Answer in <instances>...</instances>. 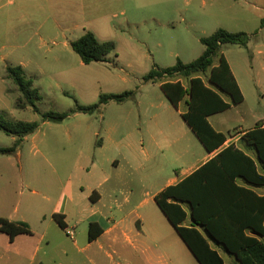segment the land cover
<instances>
[{"label": "rangeland", "instance_id": "rangeland-1", "mask_svg": "<svg viewBox=\"0 0 264 264\" xmlns=\"http://www.w3.org/2000/svg\"><path fill=\"white\" fill-rule=\"evenodd\" d=\"M98 2L99 9L85 10V25L67 33L66 46L64 39L52 36L45 40L43 47H39L38 41H32L27 48L12 50L9 42L0 43V117L10 122L38 123L36 131L24 137L14 153L0 155V199L7 202L3 210L10 217H16L14 209L19 203L22 202L23 205L32 198V190L54 201L60 194V188L68 180L75 184L74 193L79 195L82 202H87L88 182L95 178L93 172L87 174L82 167L83 144L91 132L92 147L95 148L102 134V118H119V130L124 137L130 135L133 146L136 149L143 146L141 149H144L143 154H139L137 158L138 164L144 160L143 169L133 170L131 174L120 169L119 172L110 173V176L127 178L134 183V179L142 178L144 182L155 181L159 187L170 176H174L175 169L183 167V158L178 159L172 153L170 146L173 138L168 133L152 136L148 120L155 114L171 115L170 122L167 120L161 125L166 130L174 118H179L178 121L185 124L178 117V112L186 111V105L183 101L176 110L162 97L157 85L145 83L143 78L153 68L165 69L172 67L177 60L187 64L197 59L204 49L200 39L210 36L217 30V25L235 31H246L252 37L246 48L235 45L222 47V54L232 66L245 93V102L209 121L229 136L234 135L238 128L247 131L258 121L264 120V27L260 22L264 19V14H261V20L257 12L248 7L244 23L240 24L230 17L216 15L215 8L209 3L202 6L199 4L200 0H112L110 4L105 0ZM83 28L100 42L114 44V51L107 57L106 63L84 65L72 51L70 42L84 34ZM5 65H23L25 78L32 81V87L38 90L40 96L35 101L38 112L27 105L23 109L15 105L19 99H23L16 85L6 77ZM128 91L136 92L132 100L124 104L109 103L100 113L71 114L61 123L43 121L41 117L46 112L68 113L75 109L76 104L95 105L101 95ZM95 132L100 136H93ZM15 140V137L0 131V148L12 147ZM238 147L247 148L243 141L239 142ZM157 170L160 174H153ZM253 188L257 193H264V187ZM140 189L145 191L144 187ZM136 194L138 193L134 192L133 196H129L127 205L124 199L128 195L125 192L119 194L118 203L125 204L124 214L109 219L112 222L121 220L123 225L134 232L142 229L145 235L136 245L140 249L141 242L150 245V264H169L160 258L162 250L173 253L174 249L165 248L166 244L172 243L174 238H178L180 242L182 240L156 204L153 201L140 204L142 198ZM53 206L52 202L47 207V213ZM18 210L21 212L22 207L19 206ZM86 217L85 211L69 212L68 230H73L78 235L79 245L87 236L90 222ZM153 227L158 230V234L151 233ZM55 230L56 234H60L58 229ZM64 238L67 237L64 235ZM150 238H155L158 248H153L155 243ZM63 240L70 245L69 239ZM97 243L96 248L101 252L102 258L109 255L118 259L119 255L108 247L105 240ZM222 255L226 264H231L227 254ZM141 257L142 254L137 258L133 256V263L144 264L145 260ZM171 264L198 263L190 253L189 260H179L174 256Z\"/></svg>", "mask_w": 264, "mask_h": 264}, {"label": "trees", "instance_id": "trees-1", "mask_svg": "<svg viewBox=\"0 0 264 264\" xmlns=\"http://www.w3.org/2000/svg\"><path fill=\"white\" fill-rule=\"evenodd\" d=\"M261 26L264 27V19ZM251 37L244 32L218 29L200 39L204 50L197 59L187 64L177 60L165 69L153 68L143 78L145 83L160 84L162 93L176 110L180 102H185L182 120L208 153L215 152L188 176L154 196L156 206L198 264H226L222 253L227 254L231 264H264V195L238 184L242 180L249 186L264 187V124L255 125L241 137L254 152V159L234 144L224 146L227 136L213 129L207 120L244 101L222 47L246 48ZM70 47L84 65L106 63L114 51L112 42H100L88 31L70 42ZM6 74L23 99L15 105L20 109L27 105L38 112L35 106L40 98L38 90L25 78L22 67L8 66ZM135 95V91L101 95L95 105L76 104L68 113L46 112L41 117L43 121L61 123L71 114L100 113L105 105L124 104ZM37 128L36 122H10L0 117V131L16 138L12 147L0 148V155L14 153L24 137ZM53 219L61 229L66 228L62 215L54 214ZM188 219L190 222L185 224ZM0 232L10 240L18 235H31L27 224L3 218ZM101 233L97 224H89V241Z\"/></svg>", "mask_w": 264, "mask_h": 264}, {"label": "crops", "instance_id": "crops-1", "mask_svg": "<svg viewBox=\"0 0 264 264\" xmlns=\"http://www.w3.org/2000/svg\"><path fill=\"white\" fill-rule=\"evenodd\" d=\"M98 1L0 0V43L7 41L11 44L12 50H17V48H27L32 41H38L39 47H43L45 46V40L59 37L64 39V46H66L68 44L67 33L85 25L83 23L85 10L91 9L95 11L99 9ZM105 1L107 4L112 2V0ZM208 3L216 9V15L230 17L232 21H237L240 24L244 23L243 20L246 18L245 11L248 7L256 11L258 18L261 20V14H264V0H200L199 4L205 6ZM216 29L246 33L243 30L227 29L223 25H217ZM82 30H84V33L86 32L84 28ZM1 47L3 48L4 46ZM223 56L243 95V102H245V93L237 76L224 54ZM7 67V65L4 66L5 73ZM153 85H157L159 91H161L160 84ZM162 95V97H165L163 93ZM181 103L183 101L179 103V106ZM232 107L234 106H231L230 109ZM181 113L183 112H178V117L180 118ZM223 113L209 117L207 119L208 122L210 123V118ZM171 117V115L155 114L148 120V124L151 125V131H153L152 136L168 133L169 137L173 138L170 146L172 153L178 159L183 158V167L175 169L174 176H170L160 187L155 181L144 182L141 178L134 179V183L133 180L127 178L109 175L112 172H119L120 169L127 170V173L131 174L133 170L143 169L144 162L143 160L141 164L137 163L139 154L142 155L144 152V149H141L143 146L136 149L131 142L130 135L124 137L123 133L120 132V119L110 117L107 120L102 118L101 136L97 132L93 134V136H100L95 148L92 147L91 132L87 135L88 138L83 144L84 157L81 160L82 167L87 174L93 172L95 178L93 181L88 182L87 202L84 200L82 202L79 195L74 193L75 184L71 180H68V183L60 188V194L54 201L46 195L32 190L30 192L32 198L25 201L23 205L22 202L19 203L18 207L14 209L16 217H10L5 214L3 208L7 205V202L5 199H0V218L11 222L25 223L31 231V235H18L13 240H10L8 235L0 232V264H134L132 261L133 256L137 258L139 254H142L141 258L145 260L144 264H150L151 257L148 251L150 245L141 242V249L136 245V242L140 241L139 239L145 235V232L142 229L134 232L123 225L121 220L112 222L109 219L114 216L121 217L124 214L125 204L118 203L119 194L125 192L128 195L124 199L126 205L128 204L129 196H133L134 192H137L138 194L136 195L142 198L140 204L150 201L154 202V196L157 193L167 186L176 184L215 155V152L208 153L203 148L188 126H186V123L178 121L179 118L172 119L167 130L162 129V123L167 120L170 122ZM262 124H264V120L258 121L255 125ZM210 125L217 132L223 133L222 129L213 126L211 123ZM247 131L240 128L236 129L234 135L226 137L224 146L234 144L238 147L239 142L242 141V135ZM126 138L128 140H125ZM243 150L247 151L255 159L254 152L249 151L250 149L247 148ZM187 154L189 155L186 156ZM194 157L199 159L196 160ZM153 174L159 175L160 171L157 170ZM238 184L253 190L258 195H264V193H257L253 186L250 187L242 180H238ZM142 187L145 188V191L140 189ZM91 195H93V200H90ZM52 202L54 203L53 209L47 213V207ZM19 206L22 207L21 212L18 210ZM74 210H78L80 213L82 211L87 212L86 219L90 223L97 224L98 228L102 230V233L95 240L89 241L87 232L85 241L82 239L80 245L77 243L78 235L74 234L73 230H68L69 212ZM54 214L63 216V222L66 225L65 229H61L58 226L53 219ZM189 222L190 219L186 220L185 224ZM55 229H58L60 234H56ZM151 229V233H159L155 227ZM67 231L73 233L72 237L66 236ZM64 235L67 238H64ZM63 239H69L70 245ZM101 240H105L108 247L119 255L117 260L109 255L105 258L101 257V252L96 248L97 242ZM150 241L155 243L153 248H158L155 238H150ZM170 247L174 249V252L162 250L160 258L163 261L171 264L174 256H177L179 260L190 259V251L178 238H174L172 243L166 244L165 248L168 249ZM150 255L152 254L150 253Z\"/></svg>", "mask_w": 264, "mask_h": 264}, {"label": "built area", "instance_id": "built-area-1", "mask_svg": "<svg viewBox=\"0 0 264 264\" xmlns=\"http://www.w3.org/2000/svg\"><path fill=\"white\" fill-rule=\"evenodd\" d=\"M66 234H67L68 236H72V235H73V233H72L71 231H67Z\"/></svg>", "mask_w": 264, "mask_h": 264}]
</instances>
